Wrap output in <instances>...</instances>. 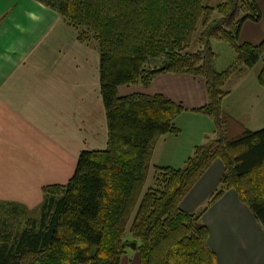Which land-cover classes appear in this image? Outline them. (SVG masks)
<instances>
[{
  "label": "trees",
  "instance_id": "trees-1",
  "mask_svg": "<svg viewBox=\"0 0 264 264\" xmlns=\"http://www.w3.org/2000/svg\"><path fill=\"white\" fill-rule=\"evenodd\" d=\"M39 1L76 30L78 41L97 42L108 139L104 149L79 153L66 184L42 188L38 219L20 230L0 222V264H121L133 215L139 264H218L202 216L230 189L264 230V128L239 126L222 109L228 80L260 61L264 88V40L239 42L244 23L262 18L257 1L224 0L217 7L211 0ZM199 25L200 49L189 52ZM213 39L236 53L226 71L216 68ZM159 57H165L160 65L146 66ZM163 74L205 81L207 103L196 110L213 120L215 138L196 147L183 168L154 166L144 192L155 146L179 132L174 120L184 109L162 94L118 92L138 83L148 87ZM215 160L224 165L219 187L200 212L183 211L182 200Z\"/></svg>",
  "mask_w": 264,
  "mask_h": 264
},
{
  "label": "crops",
  "instance_id": "crops-1",
  "mask_svg": "<svg viewBox=\"0 0 264 264\" xmlns=\"http://www.w3.org/2000/svg\"><path fill=\"white\" fill-rule=\"evenodd\" d=\"M256 1L262 18L244 23L240 43L257 45L264 40V0ZM4 13L9 15L0 22V201L33 208L41 204L44 186L69 181L82 150L106 147L99 52L76 45V33L31 0H0V17ZM15 16L19 18L16 30L2 32ZM28 20L34 23L35 32H17ZM41 21L46 29L37 26ZM49 25H54L52 30ZM161 77H165L162 86L166 89L156 94L178 104L187 101L189 109L207 103L202 78L163 74L146 88ZM209 130L185 144L174 134L164 135L151 161L156 166L183 168L196 147L208 141L204 138L214 136V125ZM223 173L222 161L215 160L180 208L200 212L219 187ZM202 221L218 264H264V230L235 190H228L209 206Z\"/></svg>",
  "mask_w": 264,
  "mask_h": 264
},
{
  "label": "rangeland",
  "instance_id": "rangeland-1",
  "mask_svg": "<svg viewBox=\"0 0 264 264\" xmlns=\"http://www.w3.org/2000/svg\"><path fill=\"white\" fill-rule=\"evenodd\" d=\"M36 5L42 7L43 9H48L53 12L56 16L60 18L59 22L71 28L73 32L76 33L72 27L68 26L67 23L62 19L59 13L52 8L48 7L45 3H42L39 0H31ZM224 0H211L210 6L217 7L220 3ZM9 13L5 14L0 17V22L3 21L8 17ZM11 21L6 23L7 26L10 24L9 27L5 28L2 32H13L16 30V23L19 21L17 16L12 17ZM23 25V29L17 32H35L34 23L28 20ZM40 28L44 27L46 29L47 24L45 21H41L37 24ZM54 25L48 26L49 29L52 30ZM202 25H199L198 31L195 33L192 43L190 44L189 48L187 49L189 52H196L200 49V45L198 42L199 34L202 31ZM253 26V25H252ZM253 27L250 28V30ZM77 37V33H76ZM75 44L77 45L82 44L83 46L87 47L88 50H97L98 45L97 42L94 40H89L85 42L76 40ZM211 47L214 52L217 54V62L216 68L218 71H226L235 61L236 53L234 49L225 41L219 39H213L211 41ZM78 55V54H77ZM165 60V57H159L157 59L151 60L149 63L146 64L147 67H154L156 65H160ZM262 67V61L258 62L256 66L250 69L243 70L242 73L234 74L227 82L226 89L230 92V94L223 99L222 102V109L223 111L233 118L239 126L247 128L252 131H257L259 129L264 128V88L258 83V74ZM169 76V75H168ZM165 77H161L156 81L153 85H151L148 89L142 85L141 83L133 84L130 86H125L119 91V96L129 95L132 93H149L150 95L156 94L155 92L165 91L166 88H163L162 83H165ZM152 84V83H151ZM127 88H130L129 90ZM147 91V92H146ZM167 91V90H166ZM178 104V103H177ZM184 109L181 113L180 117H176L174 120V124L176 128H178L179 132L172 136H177L178 142H182L185 144L187 141L193 139L196 135H206L210 133V127L214 125L213 120L206 114L199 113L195 109H189V102L183 101L179 103ZM186 111V112H185ZM193 114V115H190ZM199 115V117H195ZM203 117H202V116ZM196 127L195 129L193 127ZM195 130V131H194ZM196 133H194V132ZM231 136H234L233 132H230ZM214 136H209V138H204L205 140L213 139ZM108 139V133H107ZM207 142V141H206ZM205 142V143H206ZM107 145V143H106ZM106 148V147H105ZM104 149V148H102ZM90 150H101V149H90ZM155 150V149H154ZM154 153V152H153ZM153 157V156H152ZM77 165V163H76ZM151 169L148 175V179L146 181L144 192L152 185L153 178H154V166H156L155 162L151 161ZM76 168V166H75ZM75 171V170H74ZM68 181H58V184H66ZM52 185V184H51ZM2 202V201H0ZM16 204V203H14ZM8 206V204L0 203V222L3 223L5 221L9 226L14 229H23L26 226L27 220L29 219H38L40 217V205H35L33 208H26L22 205L18 206ZM135 215L132 216L128 228H127V235L126 240L131 242L130 247L127 248L126 255L122 258L121 264H139V252L136 249L137 246L140 245V242L134 241L132 234L130 233V227ZM134 245L136 247H134Z\"/></svg>",
  "mask_w": 264,
  "mask_h": 264
},
{
  "label": "water",
  "instance_id": "water-1",
  "mask_svg": "<svg viewBox=\"0 0 264 264\" xmlns=\"http://www.w3.org/2000/svg\"><path fill=\"white\" fill-rule=\"evenodd\" d=\"M134 247H136V246L134 245Z\"/></svg>",
  "mask_w": 264,
  "mask_h": 264
}]
</instances>
